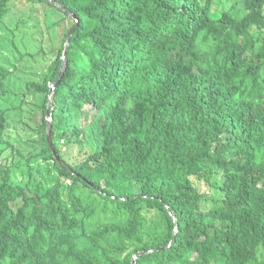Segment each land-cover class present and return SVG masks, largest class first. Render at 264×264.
Returning a JSON list of instances; mask_svg holds the SVG:
<instances>
[{
    "label": "trees",
    "instance_id": "16d2710c",
    "mask_svg": "<svg viewBox=\"0 0 264 264\" xmlns=\"http://www.w3.org/2000/svg\"><path fill=\"white\" fill-rule=\"evenodd\" d=\"M52 1L79 25L26 90L44 96L41 153L59 179L46 189L29 159L0 163V264H264V0ZM10 72L0 62V102ZM56 84L68 168L47 136ZM88 111L102 146L74 165L60 143H85ZM8 129L0 109V145ZM217 173L222 196L203 209L195 180Z\"/></svg>",
    "mask_w": 264,
    "mask_h": 264
},
{
    "label": "rangeland",
    "instance_id": "374dc122",
    "mask_svg": "<svg viewBox=\"0 0 264 264\" xmlns=\"http://www.w3.org/2000/svg\"><path fill=\"white\" fill-rule=\"evenodd\" d=\"M236 2L239 7L244 6L242 0H224L221 5L215 3V7L227 10ZM9 7L8 15L0 18V62L11 71L5 84L6 95L0 102V109H7L9 116V129L0 145V163L12 167L29 159L33 167L31 183L48 189L59 179V174L54 161L41 153L40 111L44 96L27 92L26 85L47 76L75 20L65 16L57 7L33 0H14ZM88 112V115H82V124L88 130L85 143H60L62 155L74 165L85 161L102 146L97 118ZM223 180L221 173H217L208 184L195 180L196 186L205 194L203 209L209 208L212 198L222 196ZM145 213L150 222L159 223V214Z\"/></svg>",
    "mask_w": 264,
    "mask_h": 264
},
{
    "label": "water",
    "instance_id": "95a60500",
    "mask_svg": "<svg viewBox=\"0 0 264 264\" xmlns=\"http://www.w3.org/2000/svg\"><path fill=\"white\" fill-rule=\"evenodd\" d=\"M52 5H54L55 7L61 9L63 12H66L68 13L74 20H76L77 22V27L79 25V20L75 17V15H73L72 13H70L65 7L61 6L60 4L52 1V0H44ZM72 34H73V31H71L66 39V42H65V50H64V56H63V59L65 60L67 58V55H68V51H69V44H70V39L72 37ZM66 69V62H65V68L62 70V73H61V77L63 76V73H64V70ZM61 80H59L58 84L60 83ZM56 84L55 86H52V89H51V92H50V96H49V103H48V110H47V122H48V125H47V136H48V142L53 150V153H54V156L56 158V160L59 162L60 165L68 168L65 163L63 161H61L60 157L58 156V154L56 153L55 151V148L53 146V142H52V119L50 118V104H51V100L53 98V95H54V92H55V89L57 87ZM176 235H177V231H176V234L174 236V239H173V242L172 244L176 241ZM171 246V245H170ZM169 246V247H170ZM152 253V251H149V252H145L144 254H150ZM133 264H136V259L134 261Z\"/></svg>",
    "mask_w": 264,
    "mask_h": 264
}]
</instances>
